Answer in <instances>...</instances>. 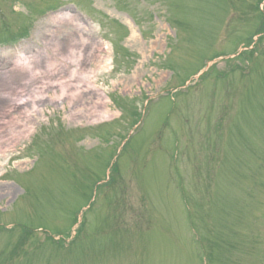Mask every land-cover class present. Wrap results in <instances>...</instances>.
<instances>
[{
	"label": "rangeland",
	"instance_id": "rangeland-1",
	"mask_svg": "<svg viewBox=\"0 0 264 264\" xmlns=\"http://www.w3.org/2000/svg\"><path fill=\"white\" fill-rule=\"evenodd\" d=\"M260 26L264 0H0V264H264Z\"/></svg>",
	"mask_w": 264,
	"mask_h": 264
},
{
	"label": "bare ground",
	"instance_id": "bare-ground-1",
	"mask_svg": "<svg viewBox=\"0 0 264 264\" xmlns=\"http://www.w3.org/2000/svg\"><path fill=\"white\" fill-rule=\"evenodd\" d=\"M88 92H89V90H87V93ZM95 98H96V101H94V103H95L96 106H100V105L103 104L102 98L96 92H95ZM88 113L90 114V116H94V115L98 114V113H96L95 110H88Z\"/></svg>",
	"mask_w": 264,
	"mask_h": 264
}]
</instances>
